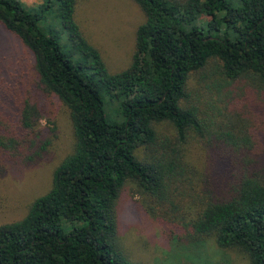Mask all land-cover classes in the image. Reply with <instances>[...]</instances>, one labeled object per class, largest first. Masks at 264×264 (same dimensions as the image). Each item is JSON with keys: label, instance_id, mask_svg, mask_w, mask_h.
<instances>
[{"label": "trees", "instance_id": "1", "mask_svg": "<svg viewBox=\"0 0 264 264\" xmlns=\"http://www.w3.org/2000/svg\"><path fill=\"white\" fill-rule=\"evenodd\" d=\"M133 1L143 20L116 71L79 0H0L1 30L29 52L0 69V175L47 158L54 100L75 136L50 189L0 225V264H140L118 240L129 182L171 238L264 264V0Z\"/></svg>", "mask_w": 264, "mask_h": 264}, {"label": "rangeland", "instance_id": "2", "mask_svg": "<svg viewBox=\"0 0 264 264\" xmlns=\"http://www.w3.org/2000/svg\"><path fill=\"white\" fill-rule=\"evenodd\" d=\"M23 1L33 5L41 0ZM78 20L88 38L101 49L112 70H120L129 64L135 29L143 20L137 3L133 0H79ZM23 53H29L26 47L0 28V69L11 65L14 68L18 56ZM196 78L190 87V101L200 105L205 101L208 89L205 84L202 88L204 81L199 82L200 78ZM50 109L56 133L47 158L14 174L0 175V225L27 213L30 203L50 189L56 166L74 149L70 110L57 100L51 103ZM42 123L52 126L46 119ZM144 198L129 182L117 204L118 240L132 261L140 264H250L243 253L223 249L214 239L190 243L171 238L164 224L147 211Z\"/></svg>", "mask_w": 264, "mask_h": 264}]
</instances>
